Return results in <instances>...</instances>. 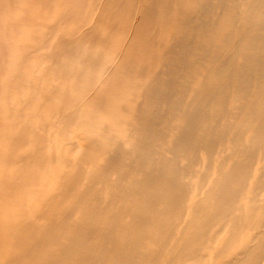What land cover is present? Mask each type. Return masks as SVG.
I'll return each instance as SVG.
<instances>
[{
    "label": "bare ground",
    "instance_id": "6f19581e",
    "mask_svg": "<svg viewBox=\"0 0 264 264\" xmlns=\"http://www.w3.org/2000/svg\"><path fill=\"white\" fill-rule=\"evenodd\" d=\"M0 125L13 198L59 183L0 262L264 264V0H0Z\"/></svg>",
    "mask_w": 264,
    "mask_h": 264
},
{
    "label": "rangeland",
    "instance_id": "374dc122",
    "mask_svg": "<svg viewBox=\"0 0 264 264\" xmlns=\"http://www.w3.org/2000/svg\"><path fill=\"white\" fill-rule=\"evenodd\" d=\"M40 10L39 7H35V10ZM21 12V8H18L16 6L10 8L7 10V15H19V13ZM36 28V26L34 27ZM42 30L47 31V29L43 28ZM24 44L27 45H33L35 46V41H33L32 39L27 40L25 42H23ZM19 45V44H18ZM38 46L40 44H37ZM16 46V45H15ZM18 47V46H17ZM15 48L16 52H20L21 49ZM40 59L41 61V67L40 69H48V66L50 65V63H48V47L47 48H42L39 51H34L33 52V56L31 57V59L29 60L30 63V71L33 72L34 69L37 68L38 66V60ZM44 60V61H42ZM40 71V70H39ZM12 87V86H10ZM24 93L25 95H23L22 97H20V99H16V101L13 102L12 107L7 111V114L12 113V118H9L7 121L10 124L14 123L13 126V134L16 135V133H18L19 130V125L21 124V121L24 122H30V126L29 128L32 129V127L34 126V124H32L33 119H31V116L28 118H23V115H30L32 114V110L33 109H29V107L25 104H22L21 101L23 98H26V96L28 94H33V93H37L36 88L34 87V85L30 82L28 83H24ZM4 108V107H3ZM2 108V109H3ZM60 115V114H56ZM45 120H48V118H45ZM40 122L44 121L39 120ZM38 122V121H37ZM2 126L0 125V128ZM3 127H5L7 132H11L10 129V125H7L5 122L3 123ZM38 133V132H37ZM3 140V139H2ZM31 147V146H30ZM42 151L43 153H45V151H48V144L44 145L42 147ZM3 153V149L0 146V153ZM20 153V151H19ZM20 158H18L17 160L7 164V165H0V177H1V182H0V243L1 240L4 238V236L10 234L11 235V229H9V225L12 223H25V219H32V217H36L34 219L35 223H45L48 222V215L50 214L48 212V198L53 197V193H56L59 191V183H54L53 185H48V183H45L46 180L39 179L38 182H28L29 184H27L25 186V188L22 190L21 198H13L11 196V190L10 188L12 187L9 184L10 179L12 178H8L5 179V177L3 178V174L4 173H9V175L12 174H16L19 171V167L23 166V164H21L19 162ZM47 170V169H46ZM44 170V171H46ZM43 171V172H44ZM48 192V193H47ZM42 193H47V195L41 197L40 194ZM55 203L53 204V206L58 205V200L60 198L55 197ZM22 205V207H21ZM22 208L24 209V211L22 210ZM25 213V216L23 217V214ZM75 217H77L79 219V217H83V215L81 213H77L74 214ZM21 216L23 218H21ZM16 231V230H15ZM13 233V231H12ZM16 239H13L9 245V251L8 254H5V257L8 258L10 257L9 253L12 252V250H16V244L17 242H14ZM8 247V244H1L0 245V252L3 250H6V248ZM15 252V251H14ZM4 257V255H3ZM6 262V259L2 258L0 264H4Z\"/></svg>",
    "mask_w": 264,
    "mask_h": 264
}]
</instances>
